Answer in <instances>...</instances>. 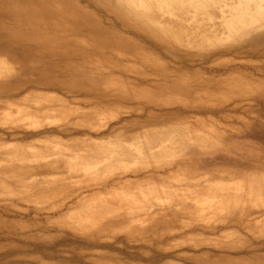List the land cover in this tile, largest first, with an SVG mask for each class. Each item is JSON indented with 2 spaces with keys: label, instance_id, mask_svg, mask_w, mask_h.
<instances>
[{
  "label": "rangeland",
  "instance_id": "obj_1",
  "mask_svg": "<svg viewBox=\"0 0 264 264\" xmlns=\"http://www.w3.org/2000/svg\"><path fill=\"white\" fill-rule=\"evenodd\" d=\"M129 4L0 0V264H264V17Z\"/></svg>",
  "mask_w": 264,
  "mask_h": 264
},
{
  "label": "bare ground",
  "instance_id": "obj_2",
  "mask_svg": "<svg viewBox=\"0 0 264 264\" xmlns=\"http://www.w3.org/2000/svg\"><path fill=\"white\" fill-rule=\"evenodd\" d=\"M131 6H138L146 11L154 9L178 14V10L188 11L185 20L190 19L203 29L202 33L219 31L229 25L237 28L238 32L248 29L250 32L257 30L262 24L264 17L259 16L257 6L250 8L255 0H128ZM259 1V0H256ZM261 2L258 6H262ZM247 10V11H244ZM176 13V14H175ZM184 17V16H183ZM237 18V19H236ZM233 22V23H232Z\"/></svg>",
  "mask_w": 264,
  "mask_h": 264
}]
</instances>
